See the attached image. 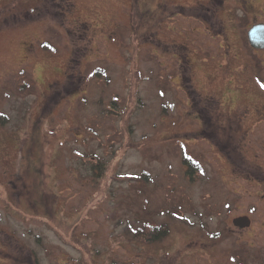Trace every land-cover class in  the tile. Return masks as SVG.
Segmentation results:
<instances>
[{"label": "rangeland", "instance_id": "1", "mask_svg": "<svg viewBox=\"0 0 264 264\" xmlns=\"http://www.w3.org/2000/svg\"><path fill=\"white\" fill-rule=\"evenodd\" d=\"M56 1L0 0V264H264V51L193 53L175 0Z\"/></svg>", "mask_w": 264, "mask_h": 264}, {"label": "flooded vegetation", "instance_id": "2", "mask_svg": "<svg viewBox=\"0 0 264 264\" xmlns=\"http://www.w3.org/2000/svg\"><path fill=\"white\" fill-rule=\"evenodd\" d=\"M52 2L57 3L56 0H52ZM167 2V0H164L159 7L161 20L167 12ZM176 3L179 5L180 9L177 10L176 13H170V18L168 19H175V23H172L173 28H170L174 29L177 35H179V33L187 35L189 41L195 44V51L193 50V53L200 56L201 53L207 54L205 51L208 48H214L216 54L220 55L219 58L222 63L219 67H221L222 65L226 66L228 64L226 59L231 53L237 55L264 51V45L259 47L254 45L250 36L254 28L260 27L263 32L258 31L253 38L264 44V14L261 12L264 11V9H262L263 5H261V3H263L262 0H186L185 3L175 0V7H178ZM126 6L128 9L129 6ZM163 31L164 33L166 32V30ZM194 34L197 38L192 36ZM231 37L235 45H231L232 43L227 44ZM202 60H204V58ZM252 75L254 79L257 74L252 73ZM254 82L248 84V86H252L253 89L256 90L251 91L258 93V89H261L260 84L264 83V81L262 79L258 84ZM200 112L205 113L206 110ZM245 116L246 115H244V117ZM244 117L241 116V118L237 120L239 122L236 126L233 127L231 125L227 127L223 125L224 127L221 129L228 132L230 128L232 129L231 131H233L232 133L247 132V130L243 131L242 119ZM206 128L208 127H203V129ZM262 129L264 130V127L257 126V130ZM226 146L227 143H223L217 147L221 150L226 149ZM30 250V252L23 255V259L16 260L24 264H39L35 255V253H37V246Z\"/></svg>", "mask_w": 264, "mask_h": 264}, {"label": "trees", "instance_id": "3", "mask_svg": "<svg viewBox=\"0 0 264 264\" xmlns=\"http://www.w3.org/2000/svg\"><path fill=\"white\" fill-rule=\"evenodd\" d=\"M147 232L148 234V242L149 241H154L156 239H161L163 238L165 235L168 234V230L163 226V225H151V223H146L145 226L143 227H140L138 228L134 234L137 236V237H143L145 235V233ZM156 233L157 235L155 237H153L152 234Z\"/></svg>", "mask_w": 264, "mask_h": 264}, {"label": "water", "instance_id": "4", "mask_svg": "<svg viewBox=\"0 0 264 264\" xmlns=\"http://www.w3.org/2000/svg\"><path fill=\"white\" fill-rule=\"evenodd\" d=\"M258 31L263 32V30H261L260 27H258V28H254V29L251 31L250 36H251V39H252V43H253L254 45H256V46H263L264 44H262V43L256 41V40L253 38V36H254L255 34H257ZM233 223H234V225H236V226L247 227V226H250V224H251V220H250V218H249L248 216H241V217L235 218L234 221H233Z\"/></svg>", "mask_w": 264, "mask_h": 264}, {"label": "snow or ice", "instance_id": "5", "mask_svg": "<svg viewBox=\"0 0 264 264\" xmlns=\"http://www.w3.org/2000/svg\"><path fill=\"white\" fill-rule=\"evenodd\" d=\"M260 88H261V89H264V83H261V84H260Z\"/></svg>", "mask_w": 264, "mask_h": 264}]
</instances>
